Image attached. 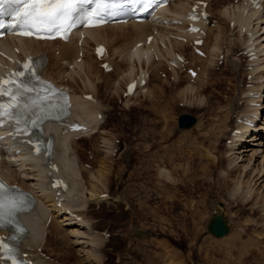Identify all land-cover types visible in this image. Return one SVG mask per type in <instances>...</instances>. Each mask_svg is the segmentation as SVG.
<instances>
[{
	"label": "rangeland",
	"instance_id": "1",
	"mask_svg": "<svg viewBox=\"0 0 264 264\" xmlns=\"http://www.w3.org/2000/svg\"><path fill=\"white\" fill-rule=\"evenodd\" d=\"M209 1L218 11L215 13L219 19H222L221 36L224 34L223 37L233 38L229 45L235 46L234 56L238 57L240 66L238 72L235 70L230 72V68L224 62L225 58L222 63L220 61L218 63L219 57L215 55V62L210 65L213 67L209 73V85L205 84L206 86L200 91L201 96L204 97L203 104H196L199 100L195 97L196 99L193 100L188 99L190 103L184 105V102H181L183 98L179 96L175 87V80L172 82L171 77L169 82L167 79H162L160 70L154 68L152 72L155 76H152L150 83L156 94L148 98L140 91L139 94L126 100L125 97H120L124 84L119 91L113 92L112 81L118 77V74L113 71L104 73L95 65L93 51L90 60L97 66L93 77L95 86L93 89L84 85L85 79L79 73L81 71L74 70L77 67L73 69L72 64L69 66L68 70L75 71L78 79V81L75 79V83L70 82L73 89L78 92L82 89L86 91L92 89L99 97L94 95L97 100L100 99L105 106L104 121L99 125L100 131L75 139L74 149L78 154L79 162L85 158L88 148L98 149L96 166L93 169L99 168L100 165L104 167L106 176L99 190L103 192L107 188L111 195L105 200L90 202L85 210L86 217L91 219V225L96 230L98 237L96 247L101 245L100 251L104 254L103 257L101 256L102 260L99 261L86 251L90 247L85 248V252L79 251L80 247L83 249L81 244L79 246L68 244L75 238L71 232L77 228V225L67 224L66 220L62 221L63 218L58 216L56 218L59 229L54 228L49 231L45 244L48 243L47 248L50 247L49 250L61 256L60 264H168L170 261L175 264H264V234L258 239L254 228L248 229L247 225L251 217L259 219L261 224H256L259 227L258 232L264 231V210H262L264 177L255 183L256 178L252 180L249 176L239 175L241 164L250 163L248 169L259 166L264 169V145L254 144L252 142L256 140L250 139L251 141L245 143L243 151H239L238 148L230 151V146L225 142V138L233 129L230 126L233 124L234 114L244 113L249 108L244 93L253 84L247 85V81H251V76L247 79L246 76L251 68L248 69L246 66L247 55L243 49L244 47L246 50L249 45L243 42V38H237L241 35L238 28L231 26L232 29L228 30L231 24L227 19L221 18L219 8L225 0H219L223 1L220 5L215 0ZM211 7L210 5V9ZM263 20L257 22V19H253L250 28L253 24L256 27L259 24L257 29L261 28L264 25ZM225 30L226 32L223 33ZM261 30L254 36L261 35L263 27ZM229 38L224 41L223 45L226 46L224 49L229 46ZM185 48L189 50V45ZM229 52H226L228 58L231 56ZM118 64H121V61H118ZM129 65L134 72L137 71L138 65L135 62ZM125 66L127 63L122 67L125 69ZM162 66L168 70L164 61ZM55 67L61 69L58 64H55ZM53 71L56 74L58 72L56 69ZM184 73L185 71L181 75ZM167 77L168 75L164 78ZM238 79H241L240 83ZM181 82L184 85L185 82ZM232 97L236 107L232 108L233 111L230 112L232 115L230 114L227 119V105ZM257 98L261 100L258 107L264 113V95ZM185 111L196 114L198 121L190 127L181 129L178 127V116ZM226 119L229 121V126L225 131ZM263 120L260 122H264ZM250 133L251 131L245 136ZM112 138L115 142L120 139L118 144L120 148L116 154H112V151L107 153L103 149V146L107 150L113 149L115 143L112 142ZM105 139L108 140L110 148H107L109 144L106 145L103 141ZM257 147L260 149L252 155L253 149ZM233 154H240L237 164L234 165L231 164L230 159ZM18 164L17 167H23ZM10 166L8 169L12 172L14 170L15 175L17 167ZM27 167L25 165L23 168ZM86 172L85 170L83 176L91 188L90 181L86 179L88 178ZM239 180L244 187L253 186L252 197L254 195L257 197L251 203L243 204L239 199L233 200L235 195L230 199L234 192L232 189ZM220 200L224 201V206L232 210L231 214L227 209L224 210L231 228L227 234L217 237L209 232L207 221L214 212L212 204ZM251 207L255 213H252ZM239 209H242L239 211L241 214L236 213ZM242 211L246 212L242 213ZM104 229L109 231L110 236L102 242L104 237L102 234L100 236V233ZM236 231L242 232L240 238L236 240L237 242L230 243V235Z\"/></svg>",
	"mask_w": 264,
	"mask_h": 264
},
{
	"label": "bare ground",
	"instance_id": "2",
	"mask_svg": "<svg viewBox=\"0 0 264 264\" xmlns=\"http://www.w3.org/2000/svg\"><path fill=\"white\" fill-rule=\"evenodd\" d=\"M192 1L194 0H173L171 1L169 3L170 5L167 6L166 8L167 10L164 15V18L166 19L168 18V20L167 22L165 21L160 22V25H156L152 22L151 23L135 22V23L109 24V25H104L100 27L88 28L87 36L85 37L84 43L82 45V48L84 50V56L80 61H78L77 58L80 56L79 52H80L81 46L78 44L77 38L75 39L70 38L69 41H64L61 39L37 40V39L30 38V37L18 38V39L16 37H11L10 39H5V41L7 44H11V42L14 40L17 41V45H19L22 50L21 52L17 54L25 53L27 49H31L35 51H39L42 49L47 50V54L50 56V61H52L51 63L54 65L58 64V66L61 68L59 69V71H62V73H64L63 76L68 75V78H70V80L75 82V79L78 81L75 71H79V70H75L74 72H72L71 71L72 69L70 68L71 70L67 72L68 66L73 63L74 64L73 66L79 67L80 70H82L81 77L86 78L85 80L86 85H89V86H94L92 82H93V77L95 75L96 67L94 63L90 60L91 54H90V51L87 45L89 44V42L90 43L93 42V40L95 42L97 41L106 42L109 47L110 55L111 54L114 55L116 53L117 57H121L120 60H122V62H129V59H131L132 56H134V61H135L136 60L135 57L137 56L140 62V68H143V69L147 68V71L149 72V79L145 85L141 86L140 91H144L145 93H141V94H146L148 98H151L153 95L156 94L155 90H152V84L150 83L151 79L153 78L152 76H155L153 75L154 73L152 72V68H154V70L161 68L160 66L161 64H163L162 60L166 58L170 50L177 49V50L184 51L185 45L187 44L186 41L181 40L177 37L171 36V34L180 33V28L183 25V23L182 24L176 23L175 20H171V19H174L175 17H179V15L185 9L189 7ZM221 2L223 1L217 0V3L222 4ZM223 3L224 4L221 5V7L219 8V13H220L221 18H223L224 20L228 19V23L230 24H231L232 19H235L236 25H239V28H240L239 33L244 30V33H246L245 35L248 34L247 36L244 37L245 44L247 46L254 45L253 49L256 52V57L253 59L247 58V63H246V64L249 63L252 65L249 72L251 73L250 82H252L253 84V85L251 84L252 85L251 88H247L246 90V92L249 91L247 92V94H245L246 96L245 101H247V106L249 107L248 109H246V112L249 110L250 115L251 113L256 112L257 114H260L261 120H262L264 119V113L258 107L259 104H255L254 102H260L261 100L258 99L257 97L261 98L264 95V30L261 35L259 36H254V35L258 34L257 32H259L262 27L264 29V25L261 26V28L259 29H257L259 24L257 25V27L255 26V24H253V27L251 28L250 26L253 23V19L254 20L257 19L258 20L257 22L262 21L264 19L262 17L264 16V10H262L264 7V3H262L260 7L258 8L249 6L250 2H248V0H246V3L244 1H241V3H238V4H236L235 2H232V0H225ZM210 5L212 6V4ZM261 11H262V14H261ZM255 16H257V18H254ZM211 19H212V23L214 24L212 25L211 23L207 25L206 39L204 41V44L202 45L203 49L206 50L207 55L204 56L201 54H197L192 49H190L189 51H184L190 59L189 63H187V66L188 65L195 66L199 70V73L197 77L195 78V80L191 81L190 75L188 72L184 74V77H183L181 75L179 76V74H176L177 70H173L174 76L176 77L175 82H174L176 83L175 87L177 89L179 96L183 98L182 101L184 102V104L185 103L189 104L190 102L188 99L193 100L195 97L198 98L199 100L198 103L195 101L196 104L204 103L203 102L204 97H202L203 95L201 96L202 93H200V91L204 88V86L208 85L210 81L209 73H211L210 69L213 67L210 65L211 63H213L215 55H220L222 52L225 53L224 62L226 63V65H228V68H230V72L231 70L232 71L235 70L236 72H238V69L240 66L238 65L237 57H234L233 55H231L230 58H228L227 57L228 53L226 54V52L230 51L229 44H231V41L233 38L231 36L230 38L228 37L229 38L228 40L230 43L228 44L229 45L228 48L224 49L220 41L222 37L220 34L222 25L221 27H219L221 19L220 20L215 19L214 13H212ZM154 30H156L154 34L155 39L152 43L147 44L146 34L154 32ZM249 31L250 33H248ZM121 32H123L124 37H122ZM225 32L226 30L223 33ZM141 39L145 41L144 44L140 46H136V48L133 49V46L136 44V42ZM161 40L166 45L165 47H162L160 45L159 41ZM58 49L59 51L57 53L56 51ZM93 49H94V45H93ZM152 49L155 54V57H153V59L151 58ZM156 54L158 55V57H156ZM143 55H146V58H142ZM246 55L247 57H249L250 52H247ZM116 56H114V58H116ZM94 58L96 60L95 63H97L98 60L96 58V54H94ZM114 58H112L113 60L112 63L114 64V67L112 69L115 70L113 72L117 73L118 77L112 81L113 92L119 91L122 88L121 86L123 84H124L123 86L124 88L122 91L124 92V90L126 89L127 81L134 76V71H133V68H129V65L126 66L125 69L119 67L116 61L114 60ZM132 64H134V62ZM51 65L49 66V69ZM49 69L44 68V71L47 74L51 75L52 72ZM58 73L59 72H57V74ZM155 74H156V71H155ZM52 77L58 80L57 77L55 76H52ZM181 81L185 82L184 85H182ZM238 81L240 83V79H238ZM251 91L253 92L251 93ZM84 92H90V91L83 90L81 92H78L76 91V89L74 90L73 101L75 102V104H74V110H73L71 117L75 119L78 118L82 122H85L86 123L85 128L76 129V130H71L69 128L67 131H64L63 128L59 126L57 123L52 122V121L47 122L48 128L56 131V134H57L58 143H57V151L55 154V159L58 163L57 165H59V170H58V173H56V175L61 176L63 180L66 181V184H67L65 188H62L59 194H57L56 192L57 188L55 191L51 190L48 184H46L45 166L40 163V157L34 155L31 152V150L26 149L25 147L17 143L15 140L8 141V145L10 147L9 150L11 152H8L9 156H7V154L4 156L3 167H4L6 176L10 180H12L11 177L14 175L12 174L14 170L12 172L11 169H8L7 167L8 163H11L14 161L12 165H15L16 162H20L19 163L20 166H23V167L26 164H29L30 168L28 167L23 168V170L24 169L25 170L23 172H18V174H19V177L21 178V181L24 182L25 184H28L27 185L28 187L33 188L37 192L38 197L40 198V202L38 206L33 208L31 211L25 212L24 214V219L30 228V233L25 236L24 241H23L25 250L33 251L32 250L33 245H36L38 247L39 245H42V243L44 246L45 245L44 237H45L46 230L49 228L48 229V234H49V231L53 230L54 228L59 229L58 228L59 222L57 221V218L58 216H61L63 218L61 219L62 221L66 220L65 223L77 225V228L75 230L72 229L73 231L71 232V234L72 233L74 234L75 238L73 241H70L68 244L70 245L74 244L77 246L81 244L83 246V249L82 247H80L79 251H85V248L90 247L86 251H88L91 254V256L101 261L102 253L100 249L96 247V244H98V237H97V234L95 233L96 230L91 225V222H90L91 219L89 220L86 217L85 210L87 209L88 204L90 202L94 200L97 201V200L103 199L101 195L102 192H100L99 190V186L105 180L104 179V177L106 176L104 173L105 169L102 165H100V167L97 169H93V170L86 169L82 164L78 162L76 158L74 146L76 143L75 139H77L76 136H79V135L87 136V134L92 133L93 131H96V130L100 131V127L98 126L100 118L97 117L96 114L97 112L101 111L102 105H101V102L97 100V98L94 96V94H93L94 99H85L83 97ZM139 93L140 92H138V94ZM234 106L236 107V105L234 104V97H232L230 98L229 103L227 105V110H226L228 112L227 113L228 115L226 116L227 119L230 117L229 116L231 114L230 112L231 110L233 111ZM227 119H226L225 126H224L225 131L227 130V126L229 122L227 121ZM236 125L240 126V128H242V131L232 135L233 142L229 147L230 151L234 150V148H238V150L241 151L243 147L245 148V142L251 141L250 139L256 140L252 142L254 144L256 143L257 145H260V146L261 144L262 146L264 145V137H263L264 136V122L257 121L254 125L248 124V126L244 125L243 123H237ZM6 130L7 129L4 126H0V133H5ZM231 131H233V129ZM249 131H251V133L248 136H245L247 133H249ZM7 139L8 137L6 136L5 140L7 141ZM103 141H105L106 145L109 144L107 139ZM107 146H108L107 148H110L109 147L110 144ZM17 147H19L20 149L16 150ZM259 147L253 149L252 155L254 154V152L260 149ZM105 150L107 152L111 151L110 149L108 150L105 149ZM233 155L234 156H232L230 159H231V164L234 165L235 163L237 164V160L240 154L238 155L233 154ZM252 155L250 156V159ZM249 165L250 163H248L247 165L241 164V173L239 175L242 176L243 174L245 176H249V179L252 178V180L256 178L255 179V183H256L258 180L264 177V169L260 166L250 167V169H248ZM85 170L87 171L86 173H88V178L86 177V179L90 181L91 188H89V186L87 185V180H85V177L83 176V173L85 175ZM82 171L84 172L82 173ZM241 183L242 182L240 180L235 183V187L232 189V191L234 192H232L230 199H233L232 196L235 195L233 200L239 199V201H241V203L243 204L251 203L254 200V198L257 197V195H254L252 197L253 186L250 185L248 187H244V185ZM216 207L223 211L227 209L228 212L231 214L232 210H230L229 207H226V205L224 206L223 204H216ZM67 209L69 211H67ZM241 210L242 209L237 210L236 213ZM262 210H264V207L262 208ZM251 211L252 213H255V210L252 207H251ZM244 212L246 211H242V213ZM71 213H74L76 215L71 214ZM239 213L241 214V212ZM79 214L81 215V217L77 218ZM50 216H51V220L49 223L48 219ZM248 221H249L247 224L248 229L254 228V231L257 232L256 234H257L258 239H261L260 236L264 234V231L262 230L258 232L259 227L256 225V224H261V220L259 221V219H254L253 217H251ZM248 229L245 228L246 231H248ZM3 231L8 232L5 229H1L0 233ZM98 233H99V230H98ZM241 233H242L241 231L240 232L236 231V233H233L232 235H230L231 240H229V242L233 243L234 241L238 240V238H240L239 236L241 235ZM246 234H248V232H246ZM100 236H101V233H100ZM99 240L101 241V239ZM26 243L30 247H28ZM3 260L4 259L0 257V264L4 263ZM38 260H42V259L38 258ZM92 262L95 263V261H92ZM42 264H45V262H43ZM48 264H51V262ZM97 264H100V263H97ZM168 264H175V263L170 261L168 262Z\"/></svg>",
	"mask_w": 264,
	"mask_h": 264
},
{
	"label": "snow or ice",
	"instance_id": "3",
	"mask_svg": "<svg viewBox=\"0 0 264 264\" xmlns=\"http://www.w3.org/2000/svg\"><path fill=\"white\" fill-rule=\"evenodd\" d=\"M21 7L17 10L15 23L13 27L22 29L21 33L25 36L37 35L40 33H63L73 26V15L83 4H89L92 0H16ZM97 9L90 15L85 14L83 23L94 26L100 10L107 9L106 0H96ZM194 18V17H192ZM3 27V25H0ZM194 31L196 29H193ZM28 68V65L24 66ZM25 73L20 72L17 75L23 76ZM7 83V81H5ZM21 87L17 85V88ZM27 91L28 89L25 88ZM6 94L0 88V95ZM3 110V106H0ZM4 185L0 183V216L10 214L11 210L16 207L14 201L8 199L4 194ZM7 246L0 242V248Z\"/></svg>",
	"mask_w": 264,
	"mask_h": 264
},
{
	"label": "water",
	"instance_id": "4",
	"mask_svg": "<svg viewBox=\"0 0 264 264\" xmlns=\"http://www.w3.org/2000/svg\"><path fill=\"white\" fill-rule=\"evenodd\" d=\"M196 120L197 117L193 114H190L188 112L181 113L178 119V125L181 128H186V126L194 124ZM208 223L209 230L216 236H221V234L226 233L230 228L222 211L215 212Z\"/></svg>",
	"mask_w": 264,
	"mask_h": 264
}]
</instances>
